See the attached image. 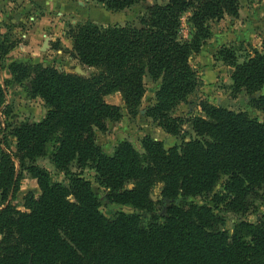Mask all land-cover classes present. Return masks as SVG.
I'll return each instance as SVG.
<instances>
[{
	"label": "trees",
	"instance_id": "trees-1",
	"mask_svg": "<svg viewBox=\"0 0 264 264\" xmlns=\"http://www.w3.org/2000/svg\"><path fill=\"white\" fill-rule=\"evenodd\" d=\"M147 1L97 3L115 13ZM240 8V0H163L147 7L139 26L69 25L73 57L95 70L88 77L40 64L9 65L13 81L47 109L42 121L12 128L15 156L24 162L50 153L67 183L30 166L41 194L28 196L25 211L17 210L9 201L18 184L15 158L0 147V264H264V214L248 219L264 190V122L206 102L203 116H171L199 86L192 55L210 38L214 22L237 17ZM185 17L188 40L181 37ZM7 44L0 43L1 56ZM221 57L234 69L233 89L255 96L252 104L264 114V95L257 96L264 89V42L243 63L233 50L224 48ZM148 77L160 84L149 116L181 144L167 149L147 138L140 153L125 141L106 155L98 133L122 118V108L105 98L120 94L134 116ZM88 168L110 203L138 213L105 216L83 176ZM159 186L161 199L154 201ZM228 214L238 220L232 233Z\"/></svg>",
	"mask_w": 264,
	"mask_h": 264
},
{
	"label": "rangeland",
	"instance_id": "rangeland-1",
	"mask_svg": "<svg viewBox=\"0 0 264 264\" xmlns=\"http://www.w3.org/2000/svg\"><path fill=\"white\" fill-rule=\"evenodd\" d=\"M17 0H0V43L8 40L9 51L0 55V89L3 98H0V147L8 150L14 155L16 165V179L18 180L16 191L12 192L9 201L17 210L25 211V200L28 196L39 197L41 194L38 182L28 172L30 166H38L46 169L51 176L52 182L67 183L63 172L58 171L51 164L49 157L36 159L34 161L20 162L16 158V141L12 137V128L22 122H40L45 117L47 109L40 98L32 97L23 84L13 81L9 72V65L13 62L40 64L44 67L55 68L58 71L71 74L90 76L95 70L82 67L78 61L71 68L65 69L63 62L73 58L72 51H67L56 41L53 47L65 50L66 56L55 59L52 55H47L46 46L43 50V43L38 45V49L29 48V32L36 24V15L31 13L30 4L17 3ZM156 3H163V0H148L147 2L127 9L109 17V25H134L145 14L147 7ZM241 8L237 17L225 16L224 19L214 22L211 27V36L202 46L199 53L191 57V65L199 77L197 90L190 95L187 100L181 103L171 112L173 117H187L188 114L203 116L201 112V102L209 103L216 107H222L236 113H245L250 118L264 122V114L255 109L252 101L255 96L247 95L246 92H236L233 89L232 73L234 69L222 61L221 51L225 49L233 50L238 57V62L243 63L248 56L256 50H261L264 42V0H240ZM33 8V6H32ZM104 8V7H103ZM105 9V8H104ZM38 13V12H37ZM114 13V12H112ZM38 15V14H37ZM40 15V14H39ZM81 24V23H77ZM67 24V31L69 25ZM187 17L183 22L181 37L190 39ZM28 47V48H27ZM70 57V58H69ZM76 60V59H75ZM74 64V63H73ZM80 65L75 71L74 66ZM160 87L159 83L146 80V94L142 100L137 113L131 116L126 110L122 96L111 94L105 98L107 103L122 108V118L117 122H110L106 132L98 133V145L108 156H112L117 147L125 141L130 142L140 153H143V141L147 138L163 142L167 149L181 144V140L171 134L166 133L149 116V110L156 103V92ZM264 95V89L257 96ZM74 172L78 171L73 167ZM86 180L90 181L93 191L101 204V212L107 217H114L117 213H138L130 207L112 204L107 200V191L101 187L96 180V172L86 169L83 172ZM161 187H157L153 192L154 201L160 200ZM222 183L216 189L220 192ZM262 200L257 202L258 211L251 213L248 219L256 221L259 214H264V190L261 193ZM198 204H203L204 199H193ZM166 203V202H165ZM1 204V195H0ZM158 213L163 215L166 205L159 206ZM149 219L143 213H139ZM145 221V220H144ZM237 218L227 215V229L232 233Z\"/></svg>",
	"mask_w": 264,
	"mask_h": 264
},
{
	"label": "crops",
	"instance_id": "crops-1",
	"mask_svg": "<svg viewBox=\"0 0 264 264\" xmlns=\"http://www.w3.org/2000/svg\"><path fill=\"white\" fill-rule=\"evenodd\" d=\"M23 1L30 4L31 13L37 16L36 24L29 32L28 38L31 40L29 48L38 49V45L43 43L41 50L46 46L47 55L60 60L59 57L62 55L68 59L69 55L65 53V50L73 49L72 40L66 32L67 24L92 22L109 26L108 18L116 14L104 9L97 3L98 0H17L16 2L22 4ZM54 41L65 50L53 47ZM70 59L61 64L65 69L77 63V60ZM77 68H81L80 65L74 66L75 71Z\"/></svg>",
	"mask_w": 264,
	"mask_h": 264
},
{
	"label": "water",
	"instance_id": "water-1",
	"mask_svg": "<svg viewBox=\"0 0 264 264\" xmlns=\"http://www.w3.org/2000/svg\"><path fill=\"white\" fill-rule=\"evenodd\" d=\"M137 25L138 26L140 25L139 22H137ZM147 79H148V81H152V79L150 77H148Z\"/></svg>",
	"mask_w": 264,
	"mask_h": 264
}]
</instances>
